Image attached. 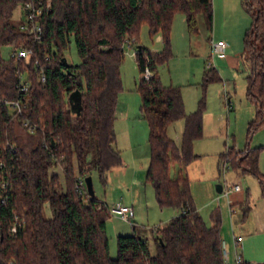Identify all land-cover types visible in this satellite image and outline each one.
I'll return each mask as SVG.
<instances>
[{
  "label": "trees",
  "instance_id": "1",
  "mask_svg": "<svg viewBox=\"0 0 264 264\" xmlns=\"http://www.w3.org/2000/svg\"><path fill=\"white\" fill-rule=\"evenodd\" d=\"M46 1L0 0V49L33 50L28 60L3 59L0 52V98H15L17 73L27 71L30 87L24 115L38 126L35 133H27L36 143L31 146L29 141L30 149L25 150L17 137L20 117L0 101V264H224L220 215L213 211L212 225H206L193 205L185 173L198 157L193 142L202 135L205 104L201 100L196 111L186 114L179 87L162 86L158 76V68L170 58L174 14L185 16L190 35L199 33L198 17L211 34L212 0H49V9L39 18L40 38L35 39L20 30L21 19L16 23L13 15L18 7L22 15L26 2L44 5ZM241 4L252 20L242 51L248 63L245 96L254 107L247 124L249 138L264 125V0H241ZM141 24H147L150 34L160 32L165 46L152 52L137 45L134 53L142 76L137 86L139 111L149 128L145 182L152 185L161 208L175 207L179 213L153 230L154 254L133 230L117 237V255L112 258L106 237L107 206L78 194L75 187L92 170L104 183L108 171L121 165L114 148V113L122 89L119 66L123 45L136 43ZM71 38L80 58L77 65L63 61ZM41 69L44 82L39 78ZM146 70L151 74L148 78L143 77ZM218 80L217 70L206 65L203 87ZM75 90L81 93L79 112H73L68 101ZM179 119H184V127L176 142L167 131ZM260 150L229 149L220 155V162L255 177L264 199ZM55 167L64 173L63 188L52 171ZM44 204L51 210L49 218L42 215ZM241 207L245 218L249 207Z\"/></svg>",
  "mask_w": 264,
  "mask_h": 264
},
{
  "label": "rangeland",
  "instance_id": "2",
  "mask_svg": "<svg viewBox=\"0 0 264 264\" xmlns=\"http://www.w3.org/2000/svg\"><path fill=\"white\" fill-rule=\"evenodd\" d=\"M212 6L214 21L211 34H208L204 28L202 17H198L199 33L190 35L185 16L179 12L174 14L169 32L170 58L167 64L158 68V76L162 86L179 87L186 114L196 111L201 100L205 104L202 113V135L193 142V152L199 158L190 163L188 167L190 171L187 174L193 205L208 226L212 225L211 213L213 211L219 213L221 238L225 240V250L230 264L233 263L234 257L233 249L228 242L232 235L231 214L241 216V205H247L249 212L243 226L235 228L236 235H241L244 240L248 239L247 249L244 252L240 246L238 252L243 251V260L250 264H263L264 229H261V224L264 219V199L260 195L259 184L255 177L242 174L239 169L229 167L222 173L223 162H220L219 158L229 149L237 151L260 147L258 165L259 171L264 173V125L249 138L247 137L248 109H251L253 115V107L245 96L248 65L246 64L247 68H244V64H241L240 69L236 71L224 64L225 60L210 57V43L218 41L217 38L228 46L225 51L227 57L242 55L243 36L252 20L241 8L240 0H212ZM13 18L16 23L23 18L21 8L15 10ZM136 38V43L123 45V59L119 66L122 89L117 97L114 115L116 136L114 148L120 151L121 165L108 171L104 183L95 170L88 175L92 180L94 199L103 201L108 207L117 203L127 207L133 206L134 217L131 223L110 214L106 220V237L109 255L112 258L117 255V237L131 235L133 230L138 236L146 239L149 251L154 254V244L151 239L153 230L163 227L179 213L175 207L161 208L158 205L154 189L151 184L145 182L144 177L150 162L149 128L139 111L141 97L137 86L142 76L137 69L134 53L137 45L152 52L163 51L165 46L161 40V33L150 34L147 24L140 25ZM10 51L9 46L1 47L2 58L8 59ZM64 58L71 65L80 63L72 38L64 52ZM208 62L217 70L221 80L208 83L204 88L203 71ZM26 77L27 71H24L23 79ZM127 118L128 122H124ZM183 127L184 119L177 120L169 126L168 136L179 142ZM17 137L25 150L30 149L29 146L27 147L29 141L31 146L36 143L23 129H17ZM72 166L74 175L77 176L75 159L72 161ZM217 166L220 170L219 176ZM52 171L58 174L63 188V171L60 167H55ZM173 171L175 169L172 168L171 176ZM136 179H140V184L134 183ZM218 184L224 190L225 187L232 189L238 185L241 191L235 195L241 196V205L233 206L230 211L226 198L221 196L222 192L220 194L215 192ZM233 191L229 192L230 197ZM135 195L138 197L134 199ZM218 196H221L219 202L216 200ZM42 215L44 218L51 216L48 204L43 205ZM245 230L250 233L245 234Z\"/></svg>",
  "mask_w": 264,
  "mask_h": 264
},
{
  "label": "built area",
  "instance_id": "3",
  "mask_svg": "<svg viewBox=\"0 0 264 264\" xmlns=\"http://www.w3.org/2000/svg\"><path fill=\"white\" fill-rule=\"evenodd\" d=\"M50 7V1L47 0L44 5H41L40 3L34 5L31 2H26L24 6L22 7V19L20 20L19 28L21 31L34 35L35 39L40 38V34L42 32L41 25L39 22V18L41 14L43 13V10H48ZM129 46L130 44L127 43ZM226 50V44L222 40H218L216 42L210 43V57L212 58H218L223 59L226 57L225 54ZM33 55V50L29 47H23V48H11L9 58L11 59H24L28 60ZM34 64L36 67L39 68V63L37 60L34 61ZM208 66H211V63H207ZM23 72L17 73V81L15 83V90H16V96L15 98L9 99L6 97L0 98V101L10 110L12 115H17L20 117V123L21 128L25 130L29 134H33L38 129V126L34 124L28 117L24 115V111L27 108V96L28 91L30 87V80L29 76L27 74V77L23 79ZM150 72L146 70L143 74L144 78L150 77ZM39 78L42 82L45 81V75L43 73V70H40ZM229 168V164L227 161H223L221 171L224 173L226 169ZM5 184L3 183L2 186ZM240 188L238 185H235L232 189H229L225 187V190L222 188L223 195L227 196L228 193L231 190L238 191ZM75 191L80 194L84 195L86 197H89V194L87 193L85 184L83 179H79L76 182ZM107 211L110 215L115 216L119 218L122 221H126L128 223H131V219L133 218V210L131 207L124 206L122 204H115L111 207H107ZM242 237L236 236L233 237V245L235 248L238 247V245L241 243ZM223 260L224 264H230L227 260V253L223 252ZM232 264H245L243 260L241 259L240 255L237 253L234 255V260Z\"/></svg>",
  "mask_w": 264,
  "mask_h": 264
},
{
  "label": "crops",
  "instance_id": "4",
  "mask_svg": "<svg viewBox=\"0 0 264 264\" xmlns=\"http://www.w3.org/2000/svg\"><path fill=\"white\" fill-rule=\"evenodd\" d=\"M240 2H241V0H240ZM241 8H243L242 7V4H241ZM244 10V9H243ZM213 30V29H212ZM209 39V38H208ZM218 40L220 39V38H217ZM227 48H228V46H226V50H227ZM225 50V51H226ZM243 55H239V56H237V57H225V58H223V59H219V60H225V63L224 64H227L230 68H232V69H235L236 71H238L239 69H240V66H241V64H244V66L247 64L248 65V63H247V61L244 59V57H242ZM244 68H247L246 66L244 67ZM247 73H248V68H247ZM222 72V75L224 76V74H223V71H221ZM247 73H246V76H247ZM246 76H245V81H246ZM246 86H247V82H246ZM229 99V98H228ZM248 101V100H247ZM253 107V106H252ZM115 110H116V108H115ZM249 111H248V116H247V120L248 121H250V120H252V118L254 117V107H253V115H252V112H251V109H248ZM114 115H115V113H114ZM251 115H252V117H251ZM251 117V118H250ZM126 118V117H125ZM124 122H128V118L124 121ZM114 134H115V131H114ZM115 142H116V136H115ZM114 142V143H115ZM117 150V149H116ZM247 150V148L246 149H244V150H237V152H242V151H246ZM234 151H236V150H234ZM118 152H120L119 150H118ZM199 158V156L196 158V160ZM196 160H194L193 162H195ZM219 160H220V158H219ZM258 161H259V159H258ZM192 162V163H193ZM259 164V163H258ZM190 166V164L187 166V168H186V171H185V173H186V176H187V174H189V171H190V168H188ZM113 168H116V167H113ZM113 168H111V169H113ZM258 168H259V165H258ZM110 169V170H111ZM217 171H218V173H217V175L219 176L220 175V170H218V166H217ZM262 173V172H261ZM145 174H146V170H145ZM262 174H264V173H262ZM215 175V174H214ZM211 176H213V173L211 174ZM145 177V176H144ZM134 183H137V184H140V179H136L135 181H134ZM136 184V185H137ZM135 186V185H134ZM223 188V187H222ZM259 189H260V187H259ZM241 190L239 189L238 191H233V195H232V197H230V194L228 193V195L227 196H225V195H223V193H222V195L221 196H224L225 198H226V200H227V203H228V206H229V209H230V211H232V207L233 206H235V205H240L241 203H242V198H241V196H239V195H235V194H238L239 192H240ZM216 192V191H215ZM217 193V192H216ZM218 194V193H217ZM137 195V194H136ZM134 196V199L135 198H137L138 196ZM260 195H261V192H260ZM221 196H218V197H216V200H217V202H219V200H220V197ZM94 197V196H93ZM101 202H103V201H101ZM104 203V202H103ZM105 204V203H104ZM106 206H107V204H105ZM108 207V206H107ZM194 207H196V206H194ZM132 208V210H133V206L131 207ZM196 210H197V208H196ZM231 213V212H230ZM248 215V214H247ZM133 217H134V211H133ZM247 217V216H246ZM246 217L245 218H243V215H242V213H241V216H234L233 215V213L231 214V238L228 240V242H229V244H230V248L231 249H233V254L235 255V254H237V253H240V252H238L239 250H238V248L241 246V249H243V251L245 252L246 251V249H247V241H248V239H246V240H244L243 239V237L241 236V235H236L235 234V228H237V226H243V222L246 220ZM238 224V225H237ZM261 229H264V219L262 220V224H261ZM220 231H221V227H220ZM250 233V231H248V230H245V234H249ZM121 234V233H120ZM220 234H221V232H220ZM236 236H241L242 237V240H241V243L238 245V247L237 248H235L234 247V245H233V237H236ZM151 239H152V242H153V235H151ZM222 239V238H221ZM225 240L223 241L222 240V248H223V252L225 251L226 252V250H225ZM242 251V253H240L239 255H240V257H241V259L243 260V257H242V254L244 253ZM227 253V252H226ZM227 260H228V253H227ZM233 260H234V257H233ZM243 262H245V263H247V264H250L248 261H244L243 260Z\"/></svg>",
  "mask_w": 264,
  "mask_h": 264
},
{
  "label": "water",
  "instance_id": "5",
  "mask_svg": "<svg viewBox=\"0 0 264 264\" xmlns=\"http://www.w3.org/2000/svg\"><path fill=\"white\" fill-rule=\"evenodd\" d=\"M66 64V60L63 59ZM68 101L73 112H79L81 109V93L78 90L72 91L68 96ZM87 193L90 197L94 196V191L92 187V180L90 176H85L83 178ZM215 191L220 194L222 192V186L220 184L216 185Z\"/></svg>",
  "mask_w": 264,
  "mask_h": 264
}]
</instances>
